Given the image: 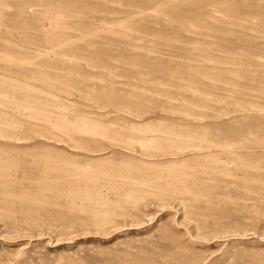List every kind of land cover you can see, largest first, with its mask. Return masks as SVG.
<instances>
[{
    "label": "rangeland",
    "instance_id": "1",
    "mask_svg": "<svg viewBox=\"0 0 264 264\" xmlns=\"http://www.w3.org/2000/svg\"><path fill=\"white\" fill-rule=\"evenodd\" d=\"M0 264H264V0H0Z\"/></svg>",
    "mask_w": 264,
    "mask_h": 264
},
{
    "label": "bare ground",
    "instance_id": "2",
    "mask_svg": "<svg viewBox=\"0 0 264 264\" xmlns=\"http://www.w3.org/2000/svg\"><path fill=\"white\" fill-rule=\"evenodd\" d=\"M79 129V128H78ZM72 132V131H71ZM77 132H78V130H77ZM149 140H151V139H149ZM145 141V140H144ZM147 141V140H146ZM146 144V143H145ZM142 145H143V143H142Z\"/></svg>",
    "mask_w": 264,
    "mask_h": 264
}]
</instances>
